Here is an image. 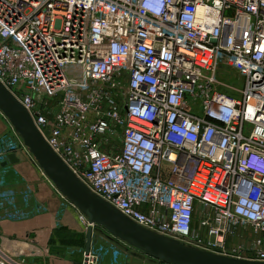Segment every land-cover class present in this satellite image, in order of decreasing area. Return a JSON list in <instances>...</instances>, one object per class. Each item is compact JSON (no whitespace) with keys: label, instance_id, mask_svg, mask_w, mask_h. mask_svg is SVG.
<instances>
[{"label":"built area","instance_id":"built-area-1","mask_svg":"<svg viewBox=\"0 0 264 264\" xmlns=\"http://www.w3.org/2000/svg\"><path fill=\"white\" fill-rule=\"evenodd\" d=\"M224 67L243 79L233 94L220 89ZM0 81L124 215L193 247L264 261V0H0ZM22 152L32 155L12 126L0 135V180ZM59 193L63 211L76 207ZM248 226L250 244L227 245ZM106 241L64 258L99 264L109 249L122 253ZM54 258L44 239L0 233V264Z\"/></svg>","mask_w":264,"mask_h":264},{"label":"water","instance_id":"water-1","mask_svg":"<svg viewBox=\"0 0 264 264\" xmlns=\"http://www.w3.org/2000/svg\"><path fill=\"white\" fill-rule=\"evenodd\" d=\"M0 110L58 191L88 217L90 225L86 240L87 256L93 242V225H97L108 233L110 239L147 254L160 261V264H264L260 260L220 254L187 245L176 238L145 228L124 215L94 193L72 171L48 143L29 110L1 81ZM10 161H19L16 153L10 155ZM101 229L99 230L102 231ZM84 264H88V258Z\"/></svg>","mask_w":264,"mask_h":264},{"label":"crops","instance_id":"crops-1","mask_svg":"<svg viewBox=\"0 0 264 264\" xmlns=\"http://www.w3.org/2000/svg\"><path fill=\"white\" fill-rule=\"evenodd\" d=\"M11 128L9 120L0 115V135ZM16 155L19 161L13 162L15 169L9 168L8 181L0 180V213L7 218L0 223V233L12 238L38 237L48 241L57 258L39 259L40 264H84L83 253L74 255L76 263L64 258L68 250L86 249L88 228L79 219V209L68 206L63 211L64 199L36 159L29 153ZM236 233L246 234V231L240 228ZM107 238L97 230L93 233L92 244L106 248ZM235 243L232 238L231 244ZM125 246L120 255H115L108 247L109 252L99 264H160L153 257Z\"/></svg>","mask_w":264,"mask_h":264},{"label":"rangeland","instance_id":"rangeland-1","mask_svg":"<svg viewBox=\"0 0 264 264\" xmlns=\"http://www.w3.org/2000/svg\"><path fill=\"white\" fill-rule=\"evenodd\" d=\"M226 67H224L221 71H220V79L223 80V82H221L220 84V89L223 91H226L228 93H234V90L232 89L233 87H237V88H241L242 84H243V79L241 76H239L238 74L235 73V71L230 70L231 72H227ZM231 73V74H230ZM0 115H2L0 113ZM199 222H200V211L197 212L196 215V219H195V227L199 226ZM97 230L101 229L100 227L96 228ZM102 230V229H101ZM246 231V234L242 233V234H237V236L235 237L234 233H231L230 235H228L227 237V245L230 247L236 246L238 244H250L252 239L255 236V231L252 227H246V229H244ZM101 233L106 236L108 233L105 230H102ZM240 235V236H239ZM205 237V235H203ZM98 237L100 238V236L98 235ZM235 238L236 243L235 244H231V239ZM116 242V244H118V247L122 250V252H124V250L122 249V247H124V243L119 242L117 240H114ZM127 247V246H125ZM129 247V246H128ZM128 249H134L132 247L128 248ZM128 252V251H127ZM150 257V256H147Z\"/></svg>","mask_w":264,"mask_h":264}]
</instances>
